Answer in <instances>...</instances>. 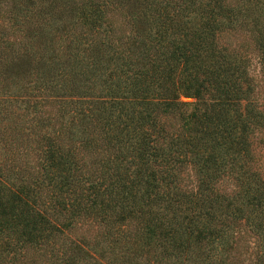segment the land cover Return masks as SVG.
Returning <instances> with one entry per match:
<instances>
[{"label":"trees","instance_id":"1","mask_svg":"<svg viewBox=\"0 0 264 264\" xmlns=\"http://www.w3.org/2000/svg\"><path fill=\"white\" fill-rule=\"evenodd\" d=\"M227 35L264 66V0H0V264H264Z\"/></svg>","mask_w":264,"mask_h":264},{"label":"rangeland","instance_id":"2","mask_svg":"<svg viewBox=\"0 0 264 264\" xmlns=\"http://www.w3.org/2000/svg\"><path fill=\"white\" fill-rule=\"evenodd\" d=\"M223 41H232L233 43H244L248 47V52L252 59V66L251 71L253 74L257 75V77L260 79V98L261 101L264 104V66L259 62L257 52L255 49H253V46L249 42L242 41L241 36H235V35H227L223 37ZM186 101H190L189 98H185ZM255 144H257L258 149H260V152L264 156V137L262 135H258L255 137Z\"/></svg>","mask_w":264,"mask_h":264}]
</instances>
